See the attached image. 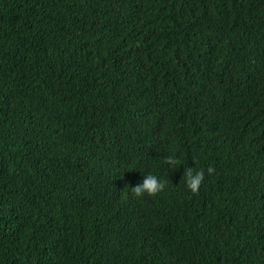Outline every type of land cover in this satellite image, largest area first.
<instances>
[{
    "label": "trees",
    "instance_id": "1",
    "mask_svg": "<svg viewBox=\"0 0 264 264\" xmlns=\"http://www.w3.org/2000/svg\"><path fill=\"white\" fill-rule=\"evenodd\" d=\"M0 264H264V0H0Z\"/></svg>",
    "mask_w": 264,
    "mask_h": 264
},
{
    "label": "clouds",
    "instance_id": "2",
    "mask_svg": "<svg viewBox=\"0 0 264 264\" xmlns=\"http://www.w3.org/2000/svg\"><path fill=\"white\" fill-rule=\"evenodd\" d=\"M166 161L172 165H175L177 163V157L174 155H168L166 158ZM192 171V169H186L185 170V176H186V183L187 186L192 191H197L199 188V185L201 184L202 177L204 175L203 169H199L196 171V175L189 177V172ZM208 171H213L212 167L209 166ZM165 185V181L160 179L157 175L154 173L149 172L146 174L145 179L143 183L137 184L132 190L137 194L141 195L144 192H147L149 194H154L158 192L159 190L163 189Z\"/></svg>",
    "mask_w": 264,
    "mask_h": 264
}]
</instances>
